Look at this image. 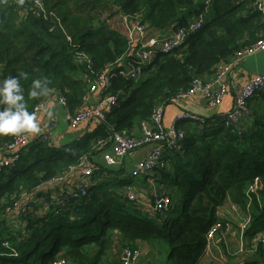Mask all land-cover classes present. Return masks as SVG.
Segmentation results:
<instances>
[{
  "label": "trees",
  "instance_id": "obj_1",
  "mask_svg": "<svg viewBox=\"0 0 264 264\" xmlns=\"http://www.w3.org/2000/svg\"><path fill=\"white\" fill-rule=\"evenodd\" d=\"M252 1L213 0L211 17L204 27L172 54L159 55L144 68L146 78L140 85L117 75L111 93L118 95L120 102L107 113L104 124L85 136L78 150L69 151V144L54 148L40 140L33 141L16 165L0 169V211L7 207V201L12 203V194L37 188L84 155L97 154V142L109 140L113 133L130 134L138 122L151 118L160 102L173 103L177 91L190 87L193 79L212 74L217 63L259 40L264 33V18L252 8ZM196 2L45 0L48 18L43 19L21 18L11 0H0V81L25 73L20 83L28 110L33 111L45 97H28L32 81L47 78L52 92L58 90L72 110L78 109L88 92L81 76L91 74L85 65L76 63V54L89 55L93 71L99 73L129 50L127 39L102 19L105 11L128 17L142 12L149 30L157 31L186 26L198 11ZM199 116L206 122H198L201 128L197 125L195 132L185 130L181 149L166 152L169 168L156 171L173 202L167 212L169 218L142 211L117 189L95 186L88 189L86 196L74 193L58 214L52 212L38 221L29 219L24 232H7L4 222L0 223V264H52L59 258L74 264H121L104 263L115 232L121 235L124 245L131 244L126 246H135L138 239L161 240L170 251L167 264H197L207 234L218 221V207L227 200L249 214L252 230L259 229L264 225V116L257 117L247 134L230 132L224 117ZM11 138L0 136V150ZM109 147L107 143L104 148ZM33 148L35 151L29 153ZM99 170L114 176H124L125 172L103 166ZM113 182L108 180L106 185L118 186ZM176 192L188 197L180 219L170 221L177 213L173 198ZM37 223L41 226H35Z\"/></svg>",
  "mask_w": 264,
  "mask_h": 264
},
{
  "label": "crops",
  "instance_id": "obj_2",
  "mask_svg": "<svg viewBox=\"0 0 264 264\" xmlns=\"http://www.w3.org/2000/svg\"><path fill=\"white\" fill-rule=\"evenodd\" d=\"M195 1H198L196 2V4H198V11L188 21L194 17H197L203 8V0ZM92 13L94 14V11H92ZM123 16L124 15L122 13L108 10L103 13L102 19L106 20L111 28L121 33L127 39L129 35V24L124 20ZM210 17L211 14H209L208 19ZM177 28L178 27L176 26H172L166 30L157 31L150 29L149 35L155 37H169L177 30ZM260 38H264V33H261ZM244 39L246 40L247 36L244 37ZM253 43H251V45ZM236 51L233 52L229 60H224V62L228 63L232 61ZM262 53L264 54V51L251 55V57ZM251 57L246 58L240 64L234 66L232 71L226 77L229 90L228 93L224 95L225 97L221 106L215 107V109L210 108L205 97L198 93L192 98L184 101L173 103L170 102V104L165 106V126L170 127L174 124L177 117L176 114L180 110L189 111L196 115H204L210 119L216 117L223 118L225 114L232 109L234 99L237 97V94L240 92L241 88L252 79L254 74L264 73V57L263 59H251ZM131 59L132 57L127 54L123 59H121L122 65L130 68L132 65ZM250 59L251 61L248 65H246ZM153 68L156 69L155 66ZM256 69L259 71H256ZM213 74L214 72L212 74H204L200 78L204 79L205 81H210ZM83 75L81 76V79L85 81L86 77H83ZM85 82L88 85V82ZM87 88L88 92L84 97L85 101L82 107L72 110L68 101L71 112L74 113L80 109H83L84 106L93 105L96 103V101H98L100 98V93H91L89 90V85ZM53 92L63 95L58 90ZM169 106L172 107L169 108L167 113V108ZM49 111L52 113L51 116L48 115ZM67 114V111H65L61 104L57 103L56 101L51 102L47 111L41 113L38 117L40 124L39 133H43V135L36 137L35 140H40L41 143L49 144L54 148H60L69 144V151L78 150L84 142L85 136L102 125H94L93 123L85 122L84 124H81L75 128L71 125V121L67 118ZM243 115L241 128L242 131L247 134L253 130L257 117L259 118L264 116V91L258 93L252 98L248 104L246 112ZM54 117H56L57 120H53ZM143 122L145 121H142L141 123L138 122L130 134L126 133V135L139 136L141 134V126ZM197 125L201 128L198 123H185L181 126L188 133L193 131L195 132L198 127ZM48 137L51 138V140ZM182 144L180 145L179 149H181ZM179 149H177V151H179ZM28 150L29 147L22 153V155L27 153ZM151 150L152 147H142V149L136 151L139 153L133 154L136 153L133 152V155L129 154L128 156L124 157L123 161H121L117 167H114V169H119V171L122 172L125 170L126 173L124 172V176H114L104 172L101 173L99 166L104 164V150H98L97 154L93 156L86 154L87 157H91V159L88 157L89 161L93 167L96 168L92 176H84L80 170L66 172V168L63 172L57 175L59 177L64 176V179L61 181L51 182V180H49L44 182L39 187L31 189L30 191L21 189L19 192L12 194V199H19L21 201V205H17L15 208H13L14 210H5L7 208L6 207L3 211H0V216L2 217L0 223L4 222L7 232L13 230H21L24 232L29 219L37 218L38 221L41 218L49 217L50 214H58L59 210L66 208L68 205V199L73 196L74 193H79L81 196H86L88 189L95 186H106L109 189H117V192L123 197L124 189L129 187L130 184L134 183L135 190L132 188L131 189L133 192H135L138 203L140 205L146 206H151L153 204L154 195L159 194L158 192H160L159 195L161 197L168 196L171 198V195L168 189L165 187V184L161 182L162 177H160L156 171H154L152 174L144 173L139 177H133L130 174V172L136 167V164L143 158L147 157ZM32 151H35L34 148L33 150L31 149L29 153H32ZM1 157L2 156H0V159ZM11 168L12 166L3 169ZM108 180H114L113 183L117 184L118 186L112 187L110 185H106ZM125 185H127V187H124ZM82 190L85 191L86 195L81 193ZM23 212H28L31 215H27ZM22 215H24L25 219L22 217ZM175 219L177 220L176 217ZM217 220L228 223L231 229L229 232L220 231L216 238L210 243L209 247L206 246V239V243L204 245L205 248L203 249L197 264H225L227 259H229L230 262L233 261L234 264H264V225L259 227V229L256 231L252 230L251 218L249 214L239 208L238 205L232 203L230 200H227L222 206L218 207ZM35 226H41V224L37 223ZM120 236L121 235H119L118 232H115L111 240V250H109L107 256L105 257L104 263H121L120 259L124 248L131 247L138 249L141 252L137 264H167L170 251L161 240L142 241L138 239L133 243L135 246H126L131 244L127 243L124 245Z\"/></svg>",
  "mask_w": 264,
  "mask_h": 264
},
{
  "label": "built area",
  "instance_id": "obj_3",
  "mask_svg": "<svg viewBox=\"0 0 264 264\" xmlns=\"http://www.w3.org/2000/svg\"><path fill=\"white\" fill-rule=\"evenodd\" d=\"M237 2H245L246 0H236ZM17 6L21 18L33 16L36 18H48V11L45 0H11ZM252 8L258 11L264 18V0H253ZM204 5L197 17L187 22L184 27H178L177 30L169 37H155L149 35V28L143 22V13L138 12L132 17L123 16L124 20L129 24V35L127 37L129 43L128 53L132 59V65L127 68L122 65L121 59L114 64L108 65L102 72L95 73L93 71V62L86 53H77L75 56L76 63L81 66L85 65L91 76L86 77L89 90L91 93L99 92L100 98L93 105L84 106L76 112H71L66 96L53 92L47 98L41 100L33 109L37 116L46 112L51 102L56 101L61 104L67 111V118L70 119L73 127H78L85 122L94 125L104 124L106 116L119 102L118 95L112 94L111 89L114 85L115 77L122 76L127 80L138 81L144 75L143 69L152 65L158 59L159 55H170L177 48L185 45L196 32L200 31L206 24V20L213 8V0H203ZM264 51V38L255 41L251 46L241 48L236 51L233 60L230 62L221 61L214 66V74L210 81H205L200 77H196L187 89H180L173 96L174 101H184L192 98L194 95L201 94L205 97L210 108L215 109L223 104L224 95L228 93L229 87L226 77L232 71L233 67L240 64L243 60L251 55ZM117 70L115 73L114 71ZM264 91V73L254 74L252 79L247 82L234 99L232 109L224 116L225 126L230 132L242 134L241 121L243 114L246 112L249 102L255 95ZM120 94V93H119ZM171 100V99H170ZM167 101H162L157 105L149 121H145L141 126V134L139 136L113 133L109 140L103 139L97 142V150H104L103 167H117L123 161V158L136 152L142 147H152L147 157L143 158L136 164L134 170L130 172L133 177H139L144 173L152 174L154 171L165 170L169 168L167 154L168 150H177L185 139V129L182 123L204 124L206 119L199 115H194L189 111H181L178 113L175 122L170 127L164 124L165 106ZM53 120H57L56 117ZM43 133H21L12 136L11 142L1 148L2 153L0 169L14 166L21 158L22 153L29 147L36 137L42 136ZM49 138V137H48ZM47 139V138H46ZM51 140V138H49ZM109 143L110 147L104 148ZM90 159L91 157L88 156ZM87 155L81 157L76 163L69 165L66 172L80 170L84 176H92L95 172L93 165L90 163ZM64 176L55 177L51 182L61 181ZM258 178L255 179V183ZM81 193L85 194L82 190ZM123 197L133 202L142 211L149 213L166 214L172 205V199L168 196L154 195V202L151 206L140 205L137 201L135 192L130 187L123 191ZM17 206V205H16ZM9 211V210H8ZM230 225L225 222L218 221L211 227L207 234V244L216 238L220 231L229 232ZM264 245V244H263ZM141 252L138 249L126 247L121 255V264H137ZM52 264H74L66 258H60ZM149 264V263H146Z\"/></svg>",
  "mask_w": 264,
  "mask_h": 264
},
{
  "label": "clouds",
  "instance_id": "obj_4",
  "mask_svg": "<svg viewBox=\"0 0 264 264\" xmlns=\"http://www.w3.org/2000/svg\"><path fill=\"white\" fill-rule=\"evenodd\" d=\"M26 74L8 76L0 81V136H15L21 133H39L40 124L35 111H29L20 80ZM47 78L32 81L28 97H48L52 92ZM48 115L52 113L49 111Z\"/></svg>",
  "mask_w": 264,
  "mask_h": 264
},
{
  "label": "rangeland",
  "instance_id": "obj_5",
  "mask_svg": "<svg viewBox=\"0 0 264 264\" xmlns=\"http://www.w3.org/2000/svg\"><path fill=\"white\" fill-rule=\"evenodd\" d=\"M212 12V11H211ZM211 14V13H210ZM263 57H264V54L262 53V54H259V55H255V56H252L251 57V59H258V58H260V59H263ZM251 59L247 62V64L246 65H248L249 64V62L251 61ZM244 64H245V62H244ZM156 68L158 67V66H155ZM256 71H259V70H257L256 69ZM146 75H143V76H141L140 77V79H138V81L136 82V84L137 85H140L143 81H144V79L146 78L145 77ZM172 106H169L168 108H167V113H168V111H169V108H171ZM182 110H180V111H178V113L179 112H181ZM178 113L176 114V116L178 115ZM182 125H184V123H182ZM137 153H139V152H136V153H133V154H137ZM132 154V155H133ZM2 160L0 159V162H1ZM127 164V163H126ZM124 187H127V185H125ZM129 187L130 188H132V189H134V187H135V184L134 183H132V184H130L129 185ZM135 190V189H134ZM157 191H159V190H157ZM159 194H160V192H158ZM187 197H188V195L187 194H179V193H174L173 194V198H174V200H175V206H174V208L177 210V213H173L172 214V216H171V220L170 221H173L174 220V217H176L177 219H180V217H181V212H182V210H181V208H182V205H183V203L187 200ZM14 205H21V201L19 200V199H15V200H13L12 201V203L10 202V201H7V207L10 209V210H14L13 209V206ZM23 213H25V214H27V215H31V214H29L28 212H23ZM163 217H165V218H169L170 217V215H167V213L166 214H163ZM48 249V248H47ZM50 253H51V250H50ZM225 264H234V262L232 261V262H230L229 261V259H227V261L225 262Z\"/></svg>",
  "mask_w": 264,
  "mask_h": 264
}]
</instances>
